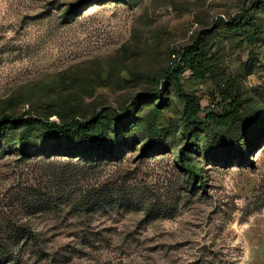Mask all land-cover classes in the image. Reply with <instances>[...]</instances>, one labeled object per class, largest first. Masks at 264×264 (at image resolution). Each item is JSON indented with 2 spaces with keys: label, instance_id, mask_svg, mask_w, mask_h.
<instances>
[{
  "label": "rangeland",
  "instance_id": "obj_1",
  "mask_svg": "<svg viewBox=\"0 0 264 264\" xmlns=\"http://www.w3.org/2000/svg\"><path fill=\"white\" fill-rule=\"evenodd\" d=\"M0 264H264V0H0Z\"/></svg>",
  "mask_w": 264,
  "mask_h": 264
},
{
  "label": "trees",
  "instance_id": "obj_2",
  "mask_svg": "<svg viewBox=\"0 0 264 264\" xmlns=\"http://www.w3.org/2000/svg\"><path fill=\"white\" fill-rule=\"evenodd\" d=\"M181 62L182 64H178L175 68L172 70L168 71V77H174L176 81V86L178 89L179 94L181 97H183L186 101V106H185V112H184V118H183V123L185 125H188L194 118L198 117L200 111H201V104L198 99V97L187 90H185L180 81H179V73L181 72L182 65L186 64H192L195 63L196 61L200 60L201 58L204 57V52H203V46L201 42H195L193 45L187 46L184 48L183 53H181ZM187 62V63H186ZM208 116L211 117V113L208 114ZM95 121H82V120H76L73 125L67 123V124H62L57 121H53L50 119L45 120V125L47 131L54 136H59L63 135L69 131H73V138L74 142L77 146L80 145L82 136L85 134L91 133L93 136L94 132V127L95 126ZM16 122L13 119H9L6 122V125H15ZM5 125V126H6ZM2 128V127H1ZM33 125L32 121L28 122V125L24 127V129L21 132V141L22 143L26 142L29 132L32 130ZM96 138L102 144L105 142V134L101 131L97 132L95 134Z\"/></svg>",
  "mask_w": 264,
  "mask_h": 264
},
{
  "label": "built area",
  "instance_id": "obj_3",
  "mask_svg": "<svg viewBox=\"0 0 264 264\" xmlns=\"http://www.w3.org/2000/svg\"><path fill=\"white\" fill-rule=\"evenodd\" d=\"M173 58H174V60H178V61L181 60V57H180L179 54H177V53H174V54H173Z\"/></svg>",
  "mask_w": 264,
  "mask_h": 264
}]
</instances>
